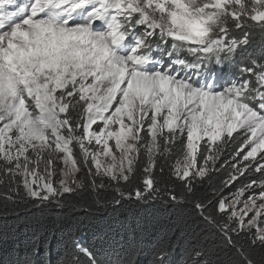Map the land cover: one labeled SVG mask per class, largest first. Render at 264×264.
Returning <instances> with one entry per match:
<instances>
[{"label": "snow or ice", "instance_id": "snow-or-ice-1", "mask_svg": "<svg viewBox=\"0 0 264 264\" xmlns=\"http://www.w3.org/2000/svg\"><path fill=\"white\" fill-rule=\"evenodd\" d=\"M254 36L264 44V0H0V195L43 203L114 185L121 198L156 200L157 163L174 160L169 175L184 192L168 199L180 203L236 136L239 159L222 184L251 162L264 171V56L249 57L235 79L225 71ZM138 174L140 185L123 191ZM254 187L192 201L238 264L257 261L231 234L264 252V185L242 199ZM81 255L103 264L79 239L65 264Z\"/></svg>", "mask_w": 264, "mask_h": 264}, {"label": "trees", "instance_id": "trees-1", "mask_svg": "<svg viewBox=\"0 0 264 264\" xmlns=\"http://www.w3.org/2000/svg\"><path fill=\"white\" fill-rule=\"evenodd\" d=\"M261 56H264V44L254 36L227 66L240 73V67L249 57ZM78 114L79 110L69 112L73 122ZM240 143V136L228 142L220 161L209 173L210 178L202 185L197 183L196 195L186 196L180 203L168 199L169 192H184L181 182L169 175L168 165L174 160L157 163L155 174L161 191L156 200L141 201L126 195L121 198L114 191V185L98 193L65 194L43 203L19 197L13 202L0 195V264H65L74 239L93 251L103 264H156V255L161 249L165 253L163 264H238L236 249L200 216L192 201L213 199V190L222 189L223 194L251 180L264 179L262 172L247 171L230 188L222 184L231 174L232 162L228 160ZM161 164H164L162 175ZM141 180L138 174L128 184L121 182V188L132 191ZM113 198L120 199V203H113ZM209 214L219 219L214 211L204 213ZM231 235L259 264L264 252L259 247L249 248L247 235ZM79 259L81 264H88L86 256L81 255Z\"/></svg>", "mask_w": 264, "mask_h": 264}, {"label": "rangeland", "instance_id": "rangeland-1", "mask_svg": "<svg viewBox=\"0 0 264 264\" xmlns=\"http://www.w3.org/2000/svg\"><path fill=\"white\" fill-rule=\"evenodd\" d=\"M171 44H172V42L169 41L167 47H168V48H171ZM157 55H159V54L157 53ZM182 56L185 57V58H187V59H189V60H192V59H193V57L189 56L186 52H183V53H182ZM228 65H229V64H228ZM225 71L228 73V76H227L228 79H235V78L241 76V73H239V72H235V71H234L233 69H231L229 66L226 67ZM221 83H223V81H221ZM94 128H95V126H94ZM240 137H241V142H242V136H240ZM74 150H75V151H78L77 149H74ZM222 154H223V150L220 152V154H219V159L215 162V164H217V163L220 161V159H221V157H222ZM237 159H239V158L236 157V156H235V153H234V155H233L228 161H231L232 163H234ZM257 159L260 160V157H258ZM260 162L264 163V160H261ZM245 163H248V162H245ZM254 164H255V162H251V165H254ZM251 165H250V167H249V169H248L247 171H253L254 173H257L255 167H254V166H251ZM233 171H234V170L231 168V173H232ZM247 171H246V172H247ZM246 172H244V174H245ZM260 172H262L263 175H264V171H260ZM85 174H86V170L82 169L81 172L78 174V178H84ZM244 174H243V175H244ZM241 176H242V175H241ZM239 177H240V176H239ZM252 181H255V180H251L250 182H248V184H244V185L237 186V187H235V188H233V189H231V190H229V191L223 193L222 195H223L224 197H231L232 195H234V194L237 192L238 189H240V188H242V187H245L246 185H249ZM234 183H235V182H233V183L230 184V185H227L226 188H227V189L230 188ZM261 185H264V179H262V180H260V181H255V187H254V189H252V188L246 189V191H245V195H244V197H242V199H246L247 196L252 195L254 191L258 193V192L261 190Z\"/></svg>", "mask_w": 264, "mask_h": 264}]
</instances>
